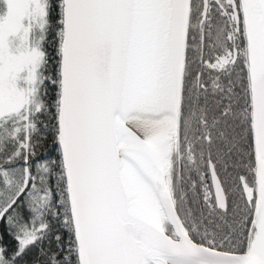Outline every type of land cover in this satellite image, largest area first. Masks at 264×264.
I'll return each instance as SVG.
<instances>
[{
	"label": "snow or ice",
	"instance_id": "6c2138e0",
	"mask_svg": "<svg viewBox=\"0 0 264 264\" xmlns=\"http://www.w3.org/2000/svg\"><path fill=\"white\" fill-rule=\"evenodd\" d=\"M0 264H264V0H0Z\"/></svg>",
	"mask_w": 264,
	"mask_h": 264
}]
</instances>
